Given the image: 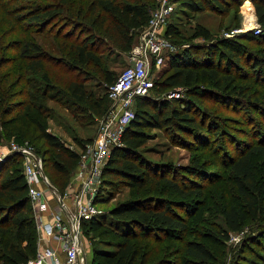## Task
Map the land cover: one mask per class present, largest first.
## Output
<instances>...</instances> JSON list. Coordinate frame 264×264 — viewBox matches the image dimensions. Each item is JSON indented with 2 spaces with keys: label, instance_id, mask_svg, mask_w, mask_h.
<instances>
[{
  "label": "trees",
  "instance_id": "trees-1",
  "mask_svg": "<svg viewBox=\"0 0 264 264\" xmlns=\"http://www.w3.org/2000/svg\"><path fill=\"white\" fill-rule=\"evenodd\" d=\"M223 1L178 0V4L190 12H203L206 9L223 12ZM252 1L258 23L264 29V3ZM150 3L149 0H58L55 4L37 8L32 14L22 15L24 20L34 22L42 31L48 27L51 30L59 28L53 35L59 51L58 58L50 56L31 39L11 42L9 49L16 51L17 57L0 54V71L6 67L11 69V64L18 60L16 68L0 76V141L3 129L7 131L6 128L10 126L12 131L8 133L20 140L28 139L40 144L45 173L51 187L61 193L68 188L80 155L65 147L56 135L48 131L50 110L47 102L65 93L74 105L101 116L105 111V103H110L108 95L96 99L80 77L81 72L88 65H103L102 46L109 52L128 53L139 31L149 23L155 0H150ZM79 29H83L79 31L81 35L76 34ZM177 34L175 27L167 25L166 36L179 46V50L170 55L166 66L168 68L156 79L152 92L163 94L175 89L185 90L186 96L171 100L137 98L135 117L122 136V147L111 151L102 172L99 194L106 190L112 199L121 184L133 189H144L156 176L151 165L138 154V149L145 143L142 138L146 136L145 131L159 129L170 136L186 133L196 137L195 133L202 129L197 114L203 99L217 96L229 100L248 96L244 88L235 86V78L218 71L215 46L183 47L174 38ZM191 37L207 40L211 38V33L197 24ZM220 54L232 59L234 65L238 63L233 51L221 49ZM16 69L19 74L12 78ZM107 72L105 80L111 84L115 79ZM27 73L41 75V80L26 78ZM200 80L209 81L214 93L197 91L195 87ZM21 82H25L23 93L14 90ZM16 93H19L17 97H25L18 99ZM254 156L259 158L257 163L253 161ZM229 161L234 184L243 200V208L228 204L222 208L221 213L229 230L238 232L249 217L257 220L264 214V143L251 146ZM193 171L197 173L199 170L193 168ZM164 180L177 193L188 195L175 181ZM145 200L132 199L119 203L109 211L110 221L98 216L83 221V229L88 227L89 231H98L106 225L117 239L112 245L114 250L96 252L103 263L159 264L160 260L154 262L158 257H155L154 251L161 246V242L151 240L155 246L150 251L152 248L148 246L149 250H143L135 239L188 231L187 221L176 215L171 204L149 205L143 203ZM36 225L23 174L22 157L13 153L0 163V258L6 259L9 264H28L37 253ZM125 226L126 229L123 228ZM214 235L221 239L229 238L225 230L213 232L211 236ZM184 251L189 258V262L184 264H190L191 261L209 264L214 260L213 252L202 242H186ZM94 264H97L96 260Z\"/></svg>",
  "mask_w": 264,
  "mask_h": 264
},
{
  "label": "rangeland",
  "instance_id": "rangeland-1",
  "mask_svg": "<svg viewBox=\"0 0 264 264\" xmlns=\"http://www.w3.org/2000/svg\"><path fill=\"white\" fill-rule=\"evenodd\" d=\"M256 1L264 3V0ZM57 2L58 0H0V54L8 55L10 58L17 57V52L9 49L11 42L31 39L50 56L58 58L59 51L53 35L59 28L51 30V27H48L42 31L34 22L22 18L23 14H32L39 7ZM151 4L152 2L149 5ZM248 4L251 6H247ZM222 8L225 11L206 9L196 13L183 10L176 3V9L166 22L167 25L176 28L178 34L174 38L183 47L215 46L214 54L215 61L219 64L218 71L235 78V86L244 88L245 95L248 96H239L237 99L229 100L220 99L217 96L203 99L197 114L202 129L195 133L196 137L186 133L170 136L159 129L145 131L146 136L142 137L145 143L138 149V154L151 165L152 170H155L156 176L153 180L144 189H133L121 184L117 187L112 199L106 190L98 193L100 197L96 206L100 213L97 216L108 221H110L109 211L113 207L132 199H146L143 203L149 205L169 203L176 215L187 221L189 229L184 233L158 234L157 237L153 235L148 239L140 236L135 239L143 250H149V246L152 248L150 251L155 246L151 240L161 242V246L155 248L154 251L156 252L155 257L158 256L154 262L161 261L159 264L189 262L184 251V244L189 241L202 242L211 249L214 260L209 264L240 262L264 264V214H261L257 220L249 217L240 231L232 232L221 213L222 208L228 204L243 208V200L234 184L229 160L236 158L240 152H246L259 142L264 143V29L258 23L252 0H224ZM247 8L253 11L255 18L253 23L247 22L244 12ZM197 24L209 30L210 39L191 37ZM258 29L261 30L259 34H257ZM80 30L83 29L77 30L76 34L81 35ZM143 34L144 30H140L135 43L143 40ZM101 48L104 51L103 65L101 67L88 65L80 76L84 79L88 91L92 92L96 99L107 94L110 84L105 80L106 71L116 80V77H119L128 66L127 53L109 52L105 46ZM221 49L233 51L238 63L234 65L235 62H232V59H227L225 54L221 55ZM17 63L18 60L11 64V69L7 67L1 69L0 76L16 68ZM256 63H259L257 67ZM167 68L164 67L159 75ZM256 68L257 71H254ZM18 74L16 69L12 78ZM26 78H35L40 81L41 75L27 73ZM3 88L7 87L3 86ZM195 88L197 91L214 93L211 91L213 87L209 81L200 80ZM14 90L23 93L25 82H21L17 88L14 87ZM171 92L163 94L151 92L147 97L171 100ZM174 92L177 90L175 89ZM181 93L186 96L185 90H181ZM18 94L16 93L18 99L25 97H17ZM64 94L47 102L50 110L48 131L56 135L68 149L81 152L88 140H95L99 132V124L111 102L105 103L104 113L98 116L93 115L84 107L74 105ZM134 108H137L136 105ZM6 129L7 131L3 129L2 132L0 153L5 152L9 156L11 155L9 151L14 145L25 143L31 145L37 155L36 160L42 167L45 177L48 178L44 170L40 144L35 141L30 142L28 139L20 140L17 136L8 133L12 131L10 126ZM258 160V157H253L254 163ZM193 168H198L199 171L194 173ZM74 177L73 175V181L69 183L71 189L67 188L64 193L52 188L50 197L54 206L58 207V200L63 195L71 197L75 193ZM164 179L175 181L188 195L177 193ZM100 189L101 182L98 192ZM123 228L126 229V226ZM35 230L38 252L44 247V243L40 240L38 225ZM222 230L228 232V239L211 236L213 232ZM82 233L85 264H94L95 260L97 264H105L96 252L103 249L114 250L112 245L117 240L115 236L111 234L106 225L98 231H89L87 227V229H82ZM0 264H9V261L0 258ZM190 264L197 263L191 261Z\"/></svg>",
  "mask_w": 264,
  "mask_h": 264
},
{
  "label": "built area",
  "instance_id": "built-area-1",
  "mask_svg": "<svg viewBox=\"0 0 264 264\" xmlns=\"http://www.w3.org/2000/svg\"><path fill=\"white\" fill-rule=\"evenodd\" d=\"M176 3L178 0H155L149 23L143 29V40L133 45L127 53L128 66L108 86L110 107L99 124L95 140L87 142L84 150L78 152L80 161L74 173L76 189L71 197L59 198L58 207L50 202L47 190H51V184L31 145H14L9 151L22 157L28 195L40 240L44 243L28 264H85L82 225L84 220L100 213L95 199L111 151L122 146V136L135 117L137 98L151 94L159 72L167 66L170 55L179 50L166 36V20L176 9ZM260 32L258 29L257 34ZM170 95L172 99L183 97L181 90ZM7 157L8 153H0V160Z\"/></svg>",
  "mask_w": 264,
  "mask_h": 264
},
{
  "label": "bare ground",
  "instance_id": "bare-ground-1",
  "mask_svg": "<svg viewBox=\"0 0 264 264\" xmlns=\"http://www.w3.org/2000/svg\"><path fill=\"white\" fill-rule=\"evenodd\" d=\"M244 12H245V15H246V18H247V22H252L253 23L255 21V18H254L252 9L247 8V9H245Z\"/></svg>",
  "mask_w": 264,
  "mask_h": 264
},
{
  "label": "crops",
  "instance_id": "crops-1",
  "mask_svg": "<svg viewBox=\"0 0 264 264\" xmlns=\"http://www.w3.org/2000/svg\"><path fill=\"white\" fill-rule=\"evenodd\" d=\"M73 175L74 174H72V176L70 177V182L71 181H73ZM70 187V185L68 186V189H71V188H69ZM52 187H51V190H47V194H48V196H49V199H50V202L53 204V202H52V200H51V197H50V194H51V192H52ZM54 246H56V245H54Z\"/></svg>",
  "mask_w": 264,
  "mask_h": 264
},
{
  "label": "water",
  "instance_id": "water-1",
  "mask_svg": "<svg viewBox=\"0 0 264 264\" xmlns=\"http://www.w3.org/2000/svg\"><path fill=\"white\" fill-rule=\"evenodd\" d=\"M5 159H6V158H5ZM5 159H4V160H0V163H1V162H4V161H5Z\"/></svg>",
  "mask_w": 264,
  "mask_h": 264
}]
</instances>
